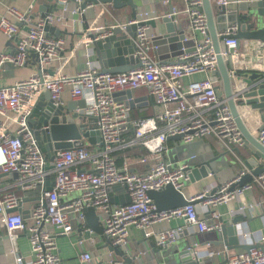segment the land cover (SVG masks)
<instances>
[{
  "label": "built area",
  "instance_id": "obj_1",
  "mask_svg": "<svg viewBox=\"0 0 264 264\" xmlns=\"http://www.w3.org/2000/svg\"><path fill=\"white\" fill-rule=\"evenodd\" d=\"M36 1L0 0V32L8 40L14 37L17 40L14 51L0 52V76L6 63L15 69L29 65L36 69L28 78L11 85H2L0 79V176L16 174L19 191H39L37 202L30 211L32 222L29 225L21 213L13 212L22 206V197L14 191L0 192V228L12 241L20 232L27 234L31 245L30 264H62L54 230L67 237L75 234L71 212L78 214L84 228V209L102 210L104 235L112 248H121L127 243L132 227L162 248L175 243L182 231L173 229L172 221L184 220L188 229L199 233L216 231L220 228L215 223L220 219L218 207L240 199L255 185L264 189V173L255 177L253 183L233 189L250 173L244 170L233 180L217 186L212 195V188L196 193L187 199L189 204L181 208L159 212L148 195L150 191H161L168 186L183 193L184 181H189L186 166L174 169L165 158L170 137L180 136L182 142L190 144L194 139L213 136L234 155L236 148L246 145L228 105L218 94L217 58L208 34L202 0H185L194 51L165 62L155 60L150 54L153 37L149 34V23L160 19L153 11H139L133 19L119 22L110 11L112 5L101 4L93 21L95 24L82 34L72 49H68V35L55 37L46 31V27L68 32L80 18L87 21L85 13L98 5L88 4L82 9L86 0H54L56 11L49 12L52 4L44 0V10L35 16ZM70 2L75 5L73 9L69 8ZM214 2L229 9L241 0ZM106 13L112 17L110 22H105ZM175 15L177 11L174 10ZM131 25L137 26L135 57L140 66L123 74L102 73L93 59V44L112 35L114 29L125 30ZM238 31L239 27L234 24L220 34L226 48L222 50V56L226 60L237 56ZM79 51L83 53L84 68L65 73L63 66ZM30 54L37 56L36 61ZM64 57L65 65L54 69L55 63ZM257 66L264 72V65ZM198 75L206 78L184 85L185 79ZM141 88L147 89L162 110L152 118L133 121L131 107L125 100H116L115 95ZM66 89H70L73 100L85 101V115L96 120V130L104 147L96 146L90 150L89 146L78 142L71 149L55 151L48 159L30 131L28 116L36 99L44 92L50 94L55 105H64ZM260 116L258 128L249 132L264 145V111ZM129 133L131 137L127 136ZM135 146L143 147L150 156L142 160V164L149 166L144 174L132 172L127 163L118 167L112 157L115 151ZM51 176L54 179L48 191L45 185ZM116 186L125 187L129 204H112L109 189ZM72 193L79 196L67 199ZM197 201L207 217L197 212V205L193 204ZM253 209V205L240 208L242 211ZM91 259L88 253L80 256L83 263ZM15 261L16 264L24 263L22 257H16ZM227 263L264 264V249L254 247L248 252L228 255ZM110 264L124 262L111 259Z\"/></svg>",
  "mask_w": 264,
  "mask_h": 264
},
{
  "label": "crops",
  "instance_id": "obj_2",
  "mask_svg": "<svg viewBox=\"0 0 264 264\" xmlns=\"http://www.w3.org/2000/svg\"><path fill=\"white\" fill-rule=\"evenodd\" d=\"M38 2L39 0L36 1V6ZM253 3L248 2V0H241V3L230 6L229 10H232L233 13H237V6L239 5V13L243 15L247 12V8L250 7V4ZM42 5L43 4L39 6V11L41 10L40 7ZM170 5L173 6L175 12L177 11L175 20L182 25L187 37L193 38L194 36L190 27L188 14L186 13L185 0H171V4H169L168 0H150L149 5L137 8L135 13L130 7L116 9L112 6L110 11L119 22H127L133 19L135 14L139 11L155 12L158 16H160V19L155 21V27L149 24V34L154 38L155 36L165 33V26L162 23V18L169 16ZM74 7V3L70 2L69 8L73 9ZM100 8L101 4H99L98 7L87 11L85 13V18L87 21H84L83 17L80 18L79 20L81 21L78 20L69 27L67 30L69 33L63 29L60 31V36L63 34L68 35V49H72L82 34L88 31L89 28L95 24L93 21L101 10ZM104 18L105 22H110L112 19V17H110L107 13L105 14ZM54 36L57 37L56 35ZM15 40V37L11 40L6 39L0 32V52L14 51L17 48V42ZM225 49L226 48L222 44V50ZM92 54L94 57L93 59L96 60V63L99 66L94 47ZM150 54L152 58L158 60L156 48L153 47V45ZM236 55L237 56L235 58H231L227 61L229 63V69L232 78V88L236 97V103L239 106H243L247 104L248 101H246L242 96L237 95H239V92L247 87L248 79L253 75L264 76V72L259 71L257 66L259 64L264 65V44L259 41L242 40L239 42V48L237 49ZM65 59L66 57H64V59L58 60L54 65V69L62 68L66 62L64 61ZM83 68V53L81 51H79L74 58L70 59L67 64L63 66L64 72L67 74L75 73L79 70H82ZM34 70L36 69L33 65H29L22 69H15L11 65V67L6 68V70L1 74V84L11 85L18 80L26 79ZM205 78V75H198L191 79H185L184 85L201 81ZM217 87H220V89H218L220 99L226 102L223 90L221 88V82L219 80H217ZM132 93L133 98L140 100L141 105L138 108L132 110V114L137 116L140 115L141 117L149 116L152 118L155 116V114L161 112L162 108L159 107L155 100L149 96L147 89H137ZM63 101L64 105H67L70 102H80L82 100H73L71 98L70 89H66L63 94ZM239 111L248 130L250 132H254L258 128L261 120L260 110L253 109V106H247L244 109L240 108ZM204 139L210 144V150L206 148L203 154H200L197 157L207 160L217 158L213 164L216 174L215 176L210 175L209 178L200 182H188L189 187L185 186L183 188V194L187 199H191V197L200 191L215 188L233 180L244 170L248 172L246 162L253 157L252 152L245 146L242 148H236L234 150V155L233 153H229L226 149H224V147L221 146L215 137L209 136ZM173 145V142L168 141L167 149L169 150V148ZM167 156L168 152L165 155V158L171 164ZM258 161L259 164H264V161ZM124 163H127L130 167H132V165H130L127 161ZM148 168L149 166L146 164L134 163L132 172L136 171L137 173H143L148 171ZM17 180V178L12 176L0 178V192L14 191L22 197L23 203L20 213L24 216L27 225H29L32 222L30 219V211L37 202L39 191L23 193L16 188ZM250 183H253V180ZM78 196V193H72L67 199H74ZM124 196L125 192L122 190H119L113 194V198L117 200H120ZM249 205H253L254 209L248 211L240 210L242 206ZM196 210L201 216H208L201 204H197ZM217 212L220 214V219L216 220L215 223L218 224L220 228L209 233H199L195 229H188L184 220L172 221L170 226L173 229H182V231L178 240L175 243L170 244V246L174 248L177 245L192 242L198 251L200 261L208 260L210 258V260H213L214 264L223 263L224 261H227L228 255L246 252L240 248L228 250L225 245L219 244L222 239V226L224 224L230 226L234 220L238 219L236 229L238 231L239 246L258 247L260 249H264V189L255 185L253 190L247 191L240 199L230 204L221 205L218 207ZM97 216L103 229L101 233L92 230L86 223L85 227L83 228V224L81 223L78 214L73 212L70 213V219L75 233L73 236H63L60 235L58 231L54 230L62 264H110L111 259L121 260L115 252H111L109 249L111 247L110 243L104 235L103 211L100 209L97 210ZM153 243L155 244V249L160 248L157 246L155 240H147L142 231L132 227L129 230L128 241L123 247H121V249L124 252L131 251L134 255L138 256L139 262L141 260V262L138 264H158L156 256L153 253ZM84 253L90 254L92 258L90 262H81L80 256ZM16 257H22L24 259V263L22 264H30L31 245L25 232H20L15 240H8L4 243V252L3 254H0V264H16ZM172 257L175 258L176 255H172Z\"/></svg>",
  "mask_w": 264,
  "mask_h": 264
},
{
  "label": "water",
  "instance_id": "obj_3",
  "mask_svg": "<svg viewBox=\"0 0 264 264\" xmlns=\"http://www.w3.org/2000/svg\"><path fill=\"white\" fill-rule=\"evenodd\" d=\"M166 1V0H164ZM171 1V0H170ZM169 1V4L171 2ZM203 12L207 20L208 34L213 42L214 52L217 58V71L215 77L221 82L226 104L228 105L234 121L241 132L245 147L249 149L253 157L246 162L247 169L251 173H247L241 181L233 187H243L252 182L255 177L264 173V164H259L258 160L264 161V145H262L256 137H254L246 127V124L241 117L240 107L253 106V109L264 111V76L253 75L247 81V87L244 88L239 95L242 96L247 102L243 106L236 103V97L232 88V78L229 69V63L222 56V40L220 34L225 31L229 26L237 24L239 31L236 35L237 40L259 41L264 44V0H256L250 7L247 8L245 14L238 12L233 13L228 8L218 6L215 0H202ZM50 11H56V4L54 0H49ZM88 4H111L116 9L130 7L135 13L137 8L144 7L150 4V0H87L82 5L84 9ZM44 7H40L41 11ZM174 14V8L170 5L169 15L171 17H163L162 23L165 26V33L155 36L152 39V45L156 48L158 61L165 62L171 61L184 53L194 51L195 43L192 38H188L182 25L179 24ZM85 19V17H84ZM155 27V21L149 23ZM136 25L128 26L125 30L116 28L113 30L112 35L109 37L96 41L93 44L97 60L102 73L106 74H123L130 70L139 67V60L135 57V38H136ZM48 33L60 36V30L55 27H46ZM17 42V40H15ZM8 53V51H6ZM30 58L36 61L37 56L30 54ZM220 87H217V90ZM116 100H125L132 110L138 108L140 100L133 98V93L127 91L115 95ZM85 101L70 102L67 105H55L48 92L41 93L36 99L33 108L28 116V125L30 131L35 136L41 151L51 159L55 151L71 149L76 143L81 142L83 145L89 147H104L99 132L96 130V120L92 117L85 115ZM169 142L174 143V151L179 154L178 144L181 142L180 136L170 137ZM178 147H177V146ZM177 147V148H176ZM180 149V148H179ZM188 153V149L183 150ZM237 151V150H236ZM215 159H202L197 156H191L184 160H178L180 164L186 166V174L189 178V183H196L203 181L210 177L215 176L214 170ZM52 167V165H50ZM12 176L17 178L16 174L1 175L0 178ZM54 176L49 178L46 183V189L51 190ZM119 190L126 191L125 187L116 186L109 189L111 202L116 206H125L130 203V198L125 192V196L120 200L114 199L113 194ZM217 191V187L211 189L210 195ZM150 199L154 202L157 211H169L176 208H181L189 204L185 195L174 189L172 186L166 187L161 191H150ZM200 202H194L197 205ZM21 207L13 212L21 211ZM85 223L94 231L101 233L102 227L99 223L97 210L94 208L84 209ZM238 219L234 220L232 225L224 224L221 229L220 245H225L228 250L243 249L246 252L254 247L239 246L238 231L236 224ZM10 240L4 230L0 228V254L4 252V243ZM155 244H152L154 255L158 264H214L213 260H199L198 251L192 242L177 245L176 247L165 245L162 248L155 249ZM172 247V248H171ZM258 248V247H257ZM111 252H115L124 264H138L139 258L133 252L122 251L121 248H109ZM172 255H176L175 258ZM171 256V258H170ZM180 261V262H178ZM220 264H227L224 261Z\"/></svg>",
  "mask_w": 264,
  "mask_h": 264
},
{
  "label": "rangeland",
  "instance_id": "obj_4",
  "mask_svg": "<svg viewBox=\"0 0 264 264\" xmlns=\"http://www.w3.org/2000/svg\"><path fill=\"white\" fill-rule=\"evenodd\" d=\"M44 3V0H39L33 14L35 16H38L40 14L39 11V6L41 4ZM11 67V64L6 63L3 66L2 71L4 72L6 70V68ZM177 146V145H176ZM179 146V148H177ZM178 146L176 147L178 149L179 154L177 155L176 151H174V145L171 146L168 150V159L171 162V164L173 165V168L176 169L178 168L181 164L178 163V159L184 160L185 158H189L191 156H198L200 154H203V152L205 151V149H209L210 150V144L208 142H206L205 139H194V141H192V143L190 144H185L184 142H180L178 144ZM188 149V153H185L183 150ZM183 182V180L181 181ZM189 187V183L188 181H184V187Z\"/></svg>",
  "mask_w": 264,
  "mask_h": 264
},
{
  "label": "trees",
  "instance_id": "obj_5",
  "mask_svg": "<svg viewBox=\"0 0 264 264\" xmlns=\"http://www.w3.org/2000/svg\"><path fill=\"white\" fill-rule=\"evenodd\" d=\"M149 118H150L149 116L141 117L140 115L137 116L135 114H131V119L133 121L149 119ZM127 136L131 137V133H129ZM89 149L92 150L94 149V147H89ZM112 157L116 159V164L118 167H121L123 163L127 161L130 165H132L131 167V170H132L134 163L141 164L144 158H149L150 156L143 147L135 146V147H130L124 150L115 151L114 153H112ZM133 172L137 173L136 171H133ZM145 172L137 173V174H144Z\"/></svg>",
  "mask_w": 264,
  "mask_h": 264
}]
</instances>
